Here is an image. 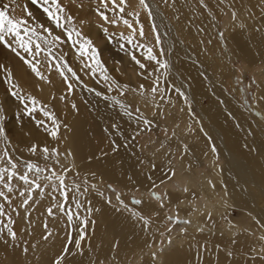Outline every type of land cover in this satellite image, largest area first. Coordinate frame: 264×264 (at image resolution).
Wrapping results in <instances>:
<instances>
[{
    "label": "bare ground",
    "instance_id": "1",
    "mask_svg": "<svg viewBox=\"0 0 264 264\" xmlns=\"http://www.w3.org/2000/svg\"><path fill=\"white\" fill-rule=\"evenodd\" d=\"M206 1L209 13L203 14L192 0H146L149 16L139 0H127L125 18L138 28L135 14L139 13V24L143 25L145 36L136 38L141 53L134 51V55L146 68L140 69L125 50L114 54L110 51L107 65L110 67L112 62L116 68L110 67L113 71L108 70L107 75L111 80L105 81L99 70L91 75L84 67L92 61L74 54L72 68L79 81L66 73L73 84L72 91L67 90L54 66L58 63L55 55L52 54V66L45 52L37 57L39 70L48 78L41 80L14 53L1 52L2 64L11 70L17 90L50 108L61 127L58 138L51 137L36 124L45 119L51 127L50 120L39 110L31 118L22 114L19 101H9L0 90V106L6 114L0 124L11 133L7 141L0 137V150L7 149L18 163L42 164L64 174L69 191L67 206L79 219L74 215L69 223L67 215L55 207L63 202L59 191L51 187L58 181L45 185L44 179L39 180L43 194L39 189L33 190L34 202L30 201L25 210L20 207L19 191L27 186L14 179V191L9 194L11 204L0 197L7 213L0 219V228L8 224L10 216L14 223L9 226L16 231L17 240L11 241L4 228L0 234V264H53L65 245L74 254L68 255L64 264H264V256L258 255L264 249V240L260 239L264 236V8L260 0ZM14 5L16 17H24L26 7L32 14L28 19L33 27L43 24L53 28L46 13L19 0ZM92 10L83 13L85 10L81 9L82 15L79 14V19L91 21V26L77 22L82 35L98 48L103 41L100 42L97 27L129 34L122 22L105 23L96 9ZM233 11L237 12L235 20ZM106 14L113 18V14ZM226 15L222 51L215 35L218 22ZM156 35L160 37L159 45ZM147 47L168 62L167 70L146 60ZM236 60L245 69L258 70L255 103L250 109L239 100L236 88H228L236 76L231 66ZM157 78L158 84H154ZM112 80L116 84L110 87ZM123 86L129 92L128 102L118 104ZM153 87H158L156 93L151 91ZM61 96L65 99L61 100ZM130 102H135L141 116L131 112ZM121 104L128 106L131 116ZM144 119L151 124L146 126ZM114 124L118 130L112 127ZM160 125L171 136L139 147L137 136ZM113 142L118 146L115 149ZM33 144L58 149L59 163L55 155L45 159L40 151L29 152ZM7 166L0 160V168ZM93 184L96 188H91ZM105 184L122 192L127 207L104 190ZM0 190L7 191L2 185ZM159 190L165 196L162 208L160 202L151 198ZM134 200L142 203L135 204ZM77 201L82 205L79 209L75 207ZM49 207H53L52 216L47 212ZM88 208L92 209L90 214ZM133 213L150 216L149 225L145 227ZM169 215L191 223L166 231ZM84 218L89 221L86 227L80 223ZM81 228L85 239L78 252L74 241ZM69 239L73 243L69 244ZM24 247L28 248L27 253L22 251ZM153 252L158 254L157 259H153Z\"/></svg>",
    "mask_w": 264,
    "mask_h": 264
},
{
    "label": "snow or ice",
    "instance_id": "2",
    "mask_svg": "<svg viewBox=\"0 0 264 264\" xmlns=\"http://www.w3.org/2000/svg\"><path fill=\"white\" fill-rule=\"evenodd\" d=\"M33 4L37 3V0H31ZM40 6L43 8L44 13L47 14L48 19L52 22V24L55 25L57 28L65 29L64 23L62 21H71L72 17L70 16H64L63 13H65L66 9L64 6L59 2V0H39ZM99 3L103 7V11H101L100 8H97V13L101 16V18L105 21V23H110L112 25H117L118 22H122L123 25H125L130 31L127 36H124L121 34V38L127 40L128 43H132L133 40L136 38L137 35L139 37H144L145 33L143 30V25L139 24L138 16L139 13H136L135 16L137 17L136 23L139 25V27H134L133 23L125 18V8L127 5V0H99ZM201 3H203V0H201ZM109 5H111V8H109ZM139 5L145 9L148 10V15L151 16V11L149 9V5L146 3V0H139ZM260 5L262 8H264V0H260ZM25 11V17H16L15 15L10 14V5L5 3L2 7H0V45H3L5 48L10 50L12 53L15 54L16 57H18L21 61L24 62L25 65H27L31 71L41 80H47L48 78L45 77L41 71L38 68V65L40 64V60L37 59L41 55V52H45V58L49 62V65H51V58H52V48L51 45L54 44L57 41L60 42H67L71 41V46L76 48L77 54L81 58H87L88 60L92 61L91 64L85 63L84 67L88 68L91 75H95L96 71L99 70L101 75L103 76V79L105 81L111 80V78L107 75V69L103 65L102 61L99 59V53L97 48L94 46L93 41L90 38H86L82 35L81 32L76 31L75 28L72 29H65V33L67 36V41H61L60 36H55L52 34V30L48 27H45L43 24L38 25L37 27L31 26L29 23V19L31 17V12L27 10V8H24ZM108 11H111L113 13V18L109 19L108 15L106 14ZM128 15H132L131 13H128ZM232 18L233 20L237 19V12H232ZM38 28L42 29L44 33H47L48 36H51V40H48L47 37L41 36L40 32L37 30ZM104 33L108 34L107 28H102ZM221 37H223V33L220 34ZM75 37V38H74ZM11 38V39H9ZM43 40L45 45H49L47 50L42 48L41 43L38 41ZM156 44H160V37L159 35H156L155 37ZM15 45V46H14ZM78 45V47H77ZM19 49V50H18ZM24 54H22V52ZM162 54V53H161ZM146 60L148 61H154L158 65V69H165L167 70L169 67L168 62L162 61L158 58L157 54H154L152 47L146 48ZM132 59L135 61V63L139 66L140 69H145L146 65L142 63L139 59L136 58L135 55L132 56ZM56 70L59 72L60 76L63 78L66 88L68 91L73 90V84L69 81V76L66 74L70 73L71 78L73 80L79 81V77L77 73L67 64V62L62 61L61 63H56L55 65ZM66 69V72L63 70ZM0 71H2L5 75L6 82L11 84L12 87L8 89L9 94L14 97L17 101H19L20 105H22V114L28 115L30 118L33 117V113L37 112L38 110L42 113L43 117L46 118V120L51 121V127H49L45 119L37 120L36 124L37 127H43L44 131L48 133L53 138H58L60 132V121L57 119L55 114L47 109L46 106L42 105L40 101L36 99V97L32 95H21L20 91H18V85L13 84V75L10 69H8L5 65L0 64ZM159 78L157 80H154V84H158ZM50 82V81H48ZM116 81L112 80L111 85H115ZM127 86H123L120 89V94L123 96L125 95V90ZM143 86L141 85V89ZM89 91H94L93 89H88ZM153 93H156L158 91V87H153L151 90ZM177 91H179L177 89ZM97 96H100V92L95 93ZM181 95H183L181 93ZM61 100L65 99L64 96L60 97ZM116 103H120V101H116ZM39 105V109H38ZM72 107L75 109L76 105L73 104ZM121 107L125 109V112L127 115L131 116L132 113L128 111V106L121 104ZM137 112H139V109H136ZM6 119V114L4 112V109L2 106H0V121H3ZM143 123L147 126L151 124V121L144 119ZM113 128L117 129L119 128L118 125H113ZM0 137L4 138L7 141V132L5 127L0 124ZM118 146L113 142V149L117 148ZM29 152L32 154H36L37 151H40L41 154L44 156L45 159H48L50 155H55L57 157V163H59V150L58 149H49L47 146H44L43 148H39L37 145L33 144L29 147ZM213 152H215V147H213ZM7 167L0 168V185H2L3 189H6L7 191L0 190V197L3 198V200L9 204H11V197L9 194H11L14 189L12 186V181L14 179H17L23 183V185H26L27 188L24 190L19 191V196L22 198L20 207L25 208V210L30 207V201H33L32 192L35 189H39L41 191V194H43V187L38 182L40 177L37 175L35 179H30L29 174L35 170L36 173H41L44 170L41 169L38 165L27 162L25 164L26 170L20 174L18 169V162L14 161L11 154L5 149L0 155V160H5ZM153 168H155V165H152ZM175 173L172 172V175ZM45 181H58V183L51 184V187L54 191H59L60 195L63 197V202H58L55 204V207L61 211L64 212L67 215V220L69 223H71L74 219V215L77 219H79L78 214L73 213V211L67 206L68 200H69V191H68V185L65 183L66 176L64 174L57 173L55 171H51L50 175L44 176ZM211 183V182H210ZM109 189H111L113 192H115V189H112V186H108ZM214 187V185H213ZM76 190L78 191L80 189V185H75ZM91 188H96V185H91ZM84 191H88V188H85ZM184 191H187V189H184ZM103 195V193H101ZM152 197L160 202V207H164V196L153 192ZM116 200L119 202L120 205H124V201L122 199V196L120 193L116 194ZM34 202V201H33ZM108 203H111V199L108 200ZM135 204L142 203L141 200H134ZM81 203L77 201L75 203L76 209L81 208ZM127 207L126 205H124ZM119 210V209H117ZM13 211H17L18 209H13ZM87 211L89 214L92 212L91 208H88ZM47 212L50 216L54 215L53 207H49L47 209ZM134 215L138 216V219L142 221L145 227L149 225V221L151 217L145 218L144 215L139 213H133ZM7 213L5 212V206L4 204H0V216H5ZM168 219L171 221L174 218L168 217ZM177 222H179L178 217L175 218ZM14 221L9 216L8 218V224L3 225V228H0V234L3 233L4 228L7 229V236L10 237L11 241L17 240V233L16 231L10 227L9 225L13 224ZM82 225L85 227L89 223L87 218H84L80 221ZM184 224H190V220L183 221ZM45 228H47V225H45ZM167 231L171 232V229H168ZM182 231H186V229H182ZM202 231V229H201ZM49 236L51 233L49 232ZM45 240L48 239V236L44 237ZM85 239V231L83 228L79 230V238L74 241V247L79 252L81 250L82 241ZM261 240H264V236L260 237ZM8 241H5L7 243ZM73 243L71 239H69V244ZM168 243L171 244L172 240L169 238ZM22 251L27 253L28 248L24 247L22 248ZM163 251V249H161ZM74 253L70 252V249L68 245H65V247L62 250V254L59 255L55 260L53 261V264H64V262L67 259L68 255H73ZM231 255V253H229ZM261 256H264V249L261 250V252L258 254ZM153 259L158 258V254L156 252L152 253Z\"/></svg>",
    "mask_w": 264,
    "mask_h": 264
},
{
    "label": "rangeland",
    "instance_id": "3",
    "mask_svg": "<svg viewBox=\"0 0 264 264\" xmlns=\"http://www.w3.org/2000/svg\"><path fill=\"white\" fill-rule=\"evenodd\" d=\"M17 1L18 0H0V7H2L3 4H5V3L9 4L10 5V14L15 15V13L17 12V10L15 12V5L14 4H17ZM19 1L25 2V3L29 4L30 6H32L33 8H35L36 11H41V12L44 13L43 8L40 6L39 0H37V3L36 4H33L31 2V0H25V1L24 0H19ZM59 2L64 6V8L66 9V11L68 12V14H67V12L65 11V13H63L64 16H70V17H72L73 15H76L75 17L78 18V19L77 18L76 19L75 18H72L71 21H68V22H67V20L62 21L64 23L65 29H69L70 30L72 28H75L76 31L79 30V32H81V30L78 27V22H81V23L84 22V25H86V26L89 25L88 23H90L89 26H91L93 24V23H91V21L90 22L89 21L86 22L85 19H83V18L82 19H79L81 17L80 15H82V14H80V12L82 13L81 9H84L85 10V12L83 11V13H86V12L88 13V10L89 11H93L92 10L93 8H95V9L100 8V9H102L101 11L104 10L103 7H101L99 5V3H98L99 0L98 1L97 0H59ZM192 2L194 4L199 5L198 7L200 8V10H202L203 14L209 13V7L205 5V2H207L206 0H203V3H201V0H192ZM89 7L91 8V10H90ZM13 8H14V10H13ZM71 8H72L73 12H72ZM74 8H76L75 10H77V9L79 10L75 14H74V12H75ZM86 9H88V10H86ZM108 12H109V14H113L111 11H108ZM23 14H24L23 16L25 17V13L24 12H23ZM20 15H22V14H20ZM15 16H18V15L16 14ZM227 18H228V15H226L222 20H220L218 22V24H217V30H216V35H215V39L218 42V44H219V46H220V48H221L222 51H225V46H224V42H223V39H224L223 26H224V22H225V20ZM29 23L31 24V26H33L32 22H29ZM34 27H36V26H34ZM50 29L51 30L53 29V35L60 36L61 37V41H67V36H66V33H65V29L57 28V27H55V25L53 26V28H50ZM97 29H98V33H100L99 34L100 42L103 41V45H102V43H100L101 44L100 45L101 49L98 48L99 46H97V45H94V46L97 48L98 53H99V59L102 61L103 65L107 69V72H108V70L109 71H113V69H110V67L111 68H116V65L115 64H112V62H111V66L110 67H109V65H107L108 64L107 63V59H108V55L109 54L112 55L113 52L114 53L115 52H119V51H122L123 52L124 50H125L124 52H127L128 54L131 53L130 55H132V56L135 53H141L140 48L137 49V44H138V42L136 40L137 36L133 40V42L131 43L132 46L131 45L129 46L130 43H128L127 40L120 38L121 37V34H123L124 36H127L128 33H123V32L122 33L121 32H118L117 33V32H113V31H109L108 30V34L106 35L104 33V31L102 30L101 27H97ZM37 30L40 32V35L41 36L47 37L48 40H51V36H48V34L47 33H44L43 30H40V28H38ZM119 33H121V34H119ZM221 33H223V37H221V35H220ZM62 35H64V36H62ZM9 39H11V38H9ZM38 42L41 43L42 48L45 49V50H47V48L49 47V45H45L44 44L43 40H40ZM139 44H141V42H139ZM208 44H209V42L207 43V45ZM127 45L129 47H127ZM208 46H210V44ZM77 47H78V45H77ZM51 48H52V54L55 55L53 58L56 59L58 63H61L62 61H64V62H67V64L71 68L74 67V57H76L78 54H76L77 53L76 48H74V47L71 46V41H67V42L57 41V42H55L54 44L51 45ZM111 48H114V50H111ZM116 48L118 50H116ZM120 48L122 50H120ZM134 51H136V52L134 53ZM1 52L8 53V52H11V51L8 50L7 48H5L3 45H0V64H2V61H3L2 58H1L2 57L1 56ZM102 52L103 53L105 52L107 54L104 53L105 55H103ZM71 54H72V57H71ZM74 54L76 56H73ZM214 55H216V53ZM103 56H104V58H103ZM105 56L107 58H105ZM63 57H64V59H63ZM59 59H61V61ZM18 60L21 61L20 59H18ZM4 61H6L5 58H4ZM231 66L235 69L236 76L232 80L229 81L230 84H228V88H229V86H230V88H233V89L236 88L235 90L238 91V95L237 96H238L239 100L244 104V106L247 109H250L251 106L255 103V95L254 94H256L257 88H258V81H257V72H258V70H257V68L245 69V66L239 60L233 61ZM72 69L75 71V68H72ZM63 70L66 72V69H63ZM68 74L70 75V73H68ZM2 79H3V81H2ZM5 81H6L5 75H4V73L2 71H0V82H1L0 83V86H1V89L0 90L3 91L5 97L8 98L9 101H13V100H15V98L12 97L9 94V92H8L9 87H8V85H6L8 83L5 82ZM263 82H264V80H263ZM128 98H129V92L127 90H125V95H123V96L120 95V97H118L117 99L120 102L126 103V102H128ZM15 101H17V100H15ZM129 105L131 106V112L134 115L141 116V112L140 111L139 112L136 111L137 107L135 108V106H136L135 102H132V103L130 102ZM48 110H50V108ZM8 133L11 135L10 130L7 132V138L10 136ZM169 136H171V132L170 131L167 132L164 129V127L162 125H160L159 127L155 128V129H150L148 132H142V133H140L139 136H137V139H138V142L140 144L139 147H141V145L142 146H148L150 144V142L155 141L156 139H160L162 137L163 138H168ZM141 149H143V148H141ZM2 153H3V151L0 150V155H2ZM178 154L179 153H177V155ZM1 162L4 163V164H6V159L5 160H1ZM26 163H27V161L18 163V170L21 171V172H24L26 170V167H25V164ZM38 166L41 169H43L44 171L41 172V173H36L35 170H33V172H31V174H30V175H33V176H30V175L29 176L32 177L31 179H35L37 177V175H39V177H40L39 180L42 181L44 179V176L50 175V172L52 171V169L50 167L45 166V165H42V164H40ZM77 179L78 178L75 177L74 180H77ZM45 182H47V184H51L54 181H51V182L44 181V180L42 181V183H44L46 185ZM42 183H40V184H42ZM108 186H109V184H105L102 187L110 195L116 196L117 193H122L115 186L111 185L112 186V189H115V192H113L111 189H109ZM174 186H176V183L174 184ZM157 193H159V194H161V195L164 196L163 190L162 191L159 190V192H157ZM135 198H136V196H135ZM151 198H152L153 201H157V200H155L152 197V194H151ZM164 199H165V196H164ZM169 212H171V210ZM169 217H171V216L169 215ZM2 218H3V216H0V219H2ZM182 226H183V220H182V218H179V222H177L176 219L174 218L171 221L168 220L167 227H166L165 230L167 231L168 229H181Z\"/></svg>",
    "mask_w": 264,
    "mask_h": 264
}]
</instances>
